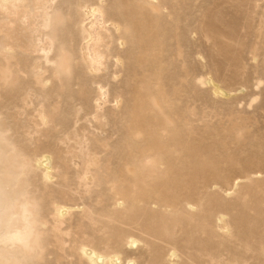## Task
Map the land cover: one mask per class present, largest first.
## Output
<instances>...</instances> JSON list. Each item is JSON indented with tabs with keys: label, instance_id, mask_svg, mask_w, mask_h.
<instances>
[{
	"label": "rangeland",
	"instance_id": "1",
	"mask_svg": "<svg viewBox=\"0 0 264 264\" xmlns=\"http://www.w3.org/2000/svg\"><path fill=\"white\" fill-rule=\"evenodd\" d=\"M31 4L0 6V264H88L81 244L118 264H264V0ZM82 5L108 23L93 71Z\"/></svg>",
	"mask_w": 264,
	"mask_h": 264
},
{
	"label": "bare ground",
	"instance_id": "2",
	"mask_svg": "<svg viewBox=\"0 0 264 264\" xmlns=\"http://www.w3.org/2000/svg\"><path fill=\"white\" fill-rule=\"evenodd\" d=\"M5 1L6 0H0V6L1 7H6V5H5ZM48 1L49 0H30V2L32 3L31 4V6H32V8H33V10L35 11V12H38V11H40L41 12V10H43L44 11V14H48L47 13V10H46V4L48 3ZM51 1V0H50ZM83 7H84V5H82ZM82 7V8H83ZM45 8V9H44ZM79 9V8H78ZM49 10V9H48ZM80 10V9H79ZM102 11L103 10H101V7L100 8H98V7H84L83 8V10H82V12H81V10H80V13H81V16L83 17L82 19H83V21H86V23L84 24V26H83V29H82V31H83V35H84V41H87V43H86V45H85V47L83 48V54H82V57H83V59L84 60H86V61H89L91 64H92V67L90 68V69H92V71L93 70H96V66H95V64H101V61H102V59H103V56L105 55L103 52V50H104V48H103V52L101 53L100 51H99V47H100V45H101V43H103V41H104V33H102L103 31H105L104 29H106V27L104 26V25H106V23H105V21H104V18H103V13H102ZM111 22V21H110ZM108 24V23H107ZM110 24V23H109ZM112 24V23H111ZM110 24V25H111ZM113 25V24H112ZM81 26V27H82ZM114 27H116L117 29H119V25H117V24H115L114 23ZM46 28V27H45ZM20 29V28H19ZM10 30H12L11 28H7V30L5 31V35L2 37V40H3V42L6 44V45H10V44H12V42H14V41H17V36L13 33V32H10ZM120 30V29H119ZM17 31V30H16ZM21 31V30H20ZM23 31V30H22ZM108 32V31H107ZM16 33H18V32H16ZM117 33V32H116ZM119 33V32H118ZM104 34V35H103ZM121 34V33H120ZM45 36H46V34H44ZM82 35V36H83ZM109 35V34H108ZM121 36V35H120ZM118 37V39L120 38L121 39V37ZM217 36V35H216ZM145 37V36H144ZM147 37V36H146ZM47 38H48V36H47ZM81 38V37H80ZM107 38V37H106ZM110 38V37H109ZM82 39H83V37L81 38V41H82ZM86 39V40H85ZM109 40V39H108ZM106 41V40H105ZM105 43V42H104ZM120 44L121 45H123L124 44V42L123 41H121L120 42ZM119 44V45H120ZM32 45V47H33V44H31ZM30 45V46H31ZM103 45V44H102ZM11 46V45H10ZM20 47L21 48H23L24 50H29V45H27V44H22V45H20ZM120 47V46H119ZM122 47V46H121ZM39 48V47H38ZM79 48H80V46H79ZM78 48V49H79ZM102 48V47H101ZM8 49H10V48H7V50ZM36 50H37V48H36ZM50 50V49H49ZM73 50V49H72ZM77 50V49H76ZM101 50V49H100ZM32 51H33V49H32ZM71 51V50H70ZM35 52V51H34ZM45 52H49V51H47V50H45ZM72 52V51H71ZM47 53H45L46 55H47ZM74 54V53H73ZM75 54H76V51H75ZM78 54V53H77ZM79 54H80V52H79ZM102 54H104V55H102ZM147 54H155V52L153 51V49H151V51H149L148 49H144L143 51H141V54H140V56H138L140 59H138V57L136 58V59H138L139 60V62H140V65H141V63H142V61H143V57H144V55H147ZM104 60V59H103ZM118 60H120V59H118ZM138 60H135L136 62L138 61ZM84 62V61H83ZM91 66V65H90ZM142 66V65H141ZM98 69V68H97ZM7 73V69L5 68V67H3V68H1L0 69V74H2V75H5ZM207 82L208 83H210L211 85H212V90H213V92L215 93V94H219V93H221V94H224V95H226L227 93L221 88V86L217 83V82H215L214 80H212V79H208L207 80ZM102 88V87H101ZM137 91V90H136ZM144 92V91H143ZM101 93H102V91H101ZM100 93V94H101ZM103 93H105L104 91H103ZM144 95V94H143ZM146 95V97H147V93L145 94ZM137 97H138V99L136 100V101H138L137 103H139V104H137L136 106L139 108V110H138V108H136L137 109V113H139V111H140V108L142 107L141 106V103H140V101H141V98H140V93H138L137 94ZM136 99V98H135ZM146 99H148V98H145V100ZM135 101V102H136ZM149 101H150V99H149ZM148 101V102H149ZM153 101V100H152ZM144 102V101H143ZM147 102V101H146ZM99 104H101V102L100 103H98V105ZM148 104V103H147ZM144 106V108H146L145 107V105H143ZM151 106H152V104H151ZM143 108V107H142ZM148 109H149V107H148ZM144 110V109H143ZM147 110V109H146ZM145 112V111H144ZM136 113V114H137ZM140 114V113H139ZM143 113L141 112V115H142ZM138 115V114H137ZM139 116V115H138ZM141 118V117H140ZM144 118V117H143ZM142 119V118H141ZM140 119V121H142ZM143 120H145V119H143ZM143 122V121H142ZM142 122H140V123H142ZM149 123V122H148ZM147 123V124H148ZM158 123V122H157ZM152 124H154L153 122H152ZM135 125V124H134ZM142 125H144V124H142ZM145 125H146V122H145ZM144 125V126H145ZM155 125H157V126H159V124H154V126L153 127H155V129H156V126ZM152 126V125H151ZM142 127V126H141ZM145 128H147V127H145ZM149 128H150V125H149ZM148 128V129H149ZM136 130V135H137V137H138V134H140L141 133V131L140 130H143V128L142 129H137V128H135ZM151 129V128H150ZM154 130V129H153ZM159 130V129H158ZM148 131L149 130H147V135H148ZM156 131V130H155ZM145 132H146V130H145ZM158 132V131H157ZM133 133H134V131H133ZM134 133V134H135ZM149 134H150V132H149ZM153 134H155V132L153 133ZM152 130H151V138L153 137L152 135ZM158 134V133H157ZM159 134H161L160 132H159ZM141 135V134H140ZM144 136V135H143ZM136 137V138H137ZM145 137H146V135H145ZM155 138V137H154ZM157 138V137H156ZM148 140L150 139V137L149 138H147ZM153 140V139H152ZM160 141V140H159ZM158 141V142H159ZM154 142V141H153ZM150 143V142H149ZM148 143V144H149ZM155 143V142H154ZM162 144V143H161ZM140 145V144H139ZM153 145V144H152ZM151 145V146H152ZM156 145V144H155ZM158 145V144H157ZM147 146V145H146ZM147 148H149V147H146V149ZM159 148H161V147H159ZM159 148H157L158 149V151H159ZM162 148H163V146H162ZM145 149V150H146ZM149 149H153V146L151 147V148H149ZM144 150V151H145ZM154 150V149H153ZM152 150V151H153ZM161 150V149H160ZM147 151H148V149H147ZM156 151V150H155ZM151 151H149L148 152V154H153V153H150ZM157 152V151H156ZM155 152V153H156ZM145 153H146V151H145ZM143 154H144V152H143ZM142 154V155H143ZM146 156V155H145ZM158 156V155H157ZM146 158V159H145ZM144 159H145V164H143V166H141L142 167V170H145V172H146V170L147 169H149V165H147L148 163H147V161H148V158H150L149 156H146ZM195 158V157H194ZM49 159H50V156L49 155H42L40 158H38L36 161H37V163L39 164V165H42L43 167H44V173H43V175H44V177H45V179H51V170H52V166L48 163V161H49ZM141 161V160H140ZM143 162V161H142ZM147 163V164H146ZM208 163V162H207ZM209 164H207V166H208ZM156 166V165H155ZM203 166V164L201 165V167ZM211 166H212V164H211ZM210 165H209V167H211ZM140 167V168H141ZM204 167H206V164H205V166ZM139 168V169H140ZM153 169V168H152ZM141 170V171H142ZM172 170V169H171ZM176 171H178V170H176ZM176 171H174V172H176ZM140 172V171H139ZM143 172V171H142ZM152 172V171H151ZM150 173V172H149ZM173 173V172H172ZM137 174V173H136ZM139 174V173H138ZM143 174V173H142ZM148 174V173H147ZM174 174V173H173ZM180 174V173H179ZM141 175V174H140ZM146 175V174H145ZM172 175V174H171ZM177 176V175H176ZM184 176H186V175H183V177ZM126 177V176H125ZM172 177V176H171ZM175 177V176H174ZM177 177H179V176H177ZM176 177V178H177ZM182 177V176H181ZM181 177H180V179H181ZM182 177V178H183ZM187 177V176H186ZM192 177V176H191ZM129 178H131V177H129ZM128 178V179H129ZM137 178H138V176H137ZM141 178V177H140ZM140 178H139V180H140ZM123 179V178H122ZM122 179H121V181H122ZM132 179H134V178H132ZM175 179V178H174ZM126 180V179H125ZM124 180V181H125ZM127 181V180H126ZM131 181H133V180H131ZM130 181V182H131ZM138 180L136 179V182H137ZM115 182V181H114ZM113 182V184H115ZM135 182V183H136ZM183 182H185L184 181V178H183V181L181 182V183H183ZM194 182V181H193ZM142 183V182H141ZM118 184V183H117ZM128 184H129V182H128ZM112 185V184H111ZM116 185V184H115ZM135 185V184H134ZM137 185V184H136ZM140 185V184H139ZM184 185V184H183ZM182 185V186H183ZM119 186V185H118ZM130 186H132L133 188H134V186L133 185H130ZM188 186V185H187ZM116 187H117V185H116ZM173 187V186H172ZM185 187V186H184ZM113 188H115L114 186H113ZM113 188H112V190H113ZM127 188V187H126ZM130 188V187H129ZM132 188V189H133ZM171 188V187H170ZM173 188H175V185H174V187ZM178 188V187H177ZM186 188V187H185ZM188 188H190V186L188 187ZM120 189V188H119ZM118 188H117V190H115L114 189V191H118L119 190ZM123 189V188H122ZM187 189V188H186ZM126 190V189H125ZM183 190H185V189H183ZM113 191V192H114ZM129 191V190H128ZM136 191V190H135ZM146 191V190H145ZM144 191V192H145ZM172 191V190H171ZM119 192H120V190H119ZM139 192V191H138ZM163 192V191H162ZM166 192V191H165ZM124 193V192H123ZM128 193H131L130 191L129 192H127V195H128ZM132 193H133V191H132ZM132 193H131V196H132ZM175 193V192H174ZM115 194H116V192H115ZM121 194H122V192H121ZM135 194H138V193H135ZM176 194V193H175ZM117 195V194H116ZM120 195V194H119ZM122 195H124V194H122ZM138 195H140V194H138ZM173 195V194H172ZM172 195H171V197H172ZM130 196V197H131ZM135 196V195H134ZM140 196H142V195H140ZM165 196V198H166V196H167V194L166 195H164ZM119 197V196H118ZM120 197H122V196H120ZM124 198H125V195L123 196ZM123 197H122V199H123ZM129 197V196H128ZM170 197V196H169ZM169 197L167 198L168 200H169ZM170 197V198H171ZM132 198V197H131ZM136 198V197H135ZM138 198V197H137ZM129 199V198H128ZM174 199H176V198H174ZM125 200V199H124ZM130 200V199H129ZM136 200V199H135ZM134 201V200H133ZM125 202H127V201H125ZM129 202V201H128ZM131 202V201H130ZM172 203H173V201H172ZM135 204H137V203H134V205ZM138 205V204H137ZM54 210H55V216L58 218V219H60L62 216H64L65 214H67V212L69 211V208H67V207H65V206H61V205H56L55 207H54ZM119 216V215H118ZM219 219L220 220H224L223 218H221V217H219ZM159 221V220H158ZM159 222H161V220L159 221ZM162 222H163V220H162ZM161 222V223H162ZM25 224H29L30 222L29 221H26L25 220V222H24ZM150 223V222H149ZM148 223V225H150ZM164 223V222H163ZM162 223V224H163ZM160 224V223H159ZM161 224V225H162ZM154 225V227H155V225L156 224H153ZM161 225H159L158 227H161ZM165 225V224H164ZM147 226V225H146ZM157 226V225H156ZM163 226V225H162ZM149 227V226H148ZM153 227V226H152ZM147 228V227H146ZM157 229V228H156ZM161 229H164V228H161ZM160 229V230H161ZM152 230H154V229H152ZM151 230V231H152ZM29 231V230H28ZM28 231L27 232H25V233H22V234H14V235H12V236H10L9 237V240H13V241H18V242H24L25 240H26V236H27V234H28ZM118 231V230H117ZM119 231H120V229H119ZM118 231V232H119ZM158 231H159V229H158ZM158 231L156 232L157 234H158ZM164 231V230H163ZM154 232V231H153ZM122 233V232H121ZM155 233V234H156ZM162 233V232H161ZM161 233H159V234H161ZM119 234H120V232H119ZM118 235V234H117ZM120 236H121V234H120ZM123 236V235H122ZM121 236V237H122ZM117 237V236H116ZM123 237H125V236H123ZM117 239H121V238H117ZM124 239V238H123ZM129 240V239H128ZM120 242V241H119ZM136 242V240H131V241H129L128 243H130V244H134ZM120 244H122V242L121 243H119V245ZM123 245H125V243L123 244ZM172 253V252H171ZM77 254L81 257V258H84L86 261H87V263L88 264H106V263H109V264H118V263H120V261H121V257H120V255L119 254H113V255H106V254H103V253H100L99 251H97L95 248H93V247H91L90 245H87V244H81L80 246H78L77 247ZM172 256H174L175 255V251H174V253H172L171 254ZM130 262H132V261H129L128 262V264H130ZM132 264V263H131Z\"/></svg>",
	"mask_w": 264,
	"mask_h": 264
}]
</instances>
